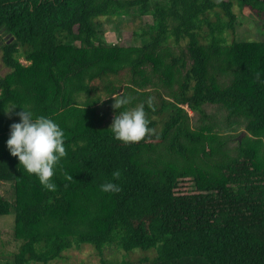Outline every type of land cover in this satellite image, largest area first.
Segmentation results:
<instances>
[{
  "label": "trees",
  "instance_id": "1",
  "mask_svg": "<svg viewBox=\"0 0 264 264\" xmlns=\"http://www.w3.org/2000/svg\"><path fill=\"white\" fill-rule=\"evenodd\" d=\"M234 7L261 16L264 0H0L11 264H49L83 244L154 252L136 264H264V41L233 38ZM121 16L151 18L140 45L100 39L99 17ZM120 95L154 129L139 142L109 129ZM18 106L64 130L55 191L6 147ZM109 181L121 190L103 192Z\"/></svg>",
  "mask_w": 264,
  "mask_h": 264
},
{
  "label": "clouds",
  "instance_id": "2",
  "mask_svg": "<svg viewBox=\"0 0 264 264\" xmlns=\"http://www.w3.org/2000/svg\"><path fill=\"white\" fill-rule=\"evenodd\" d=\"M129 98L120 95L114 99L113 107L117 109L110 125L114 139L125 144L136 143L151 135L154 129L149 127L143 105L125 108ZM17 106L9 105L5 113L11 112ZM19 122L10 125V135L6 141L10 155L16 157L23 171L34 175L39 183L48 191H55L53 177L60 161L66 157L65 133L60 125L45 115H34L30 106L20 107ZM122 109V110H121ZM66 180L73 176L65 175ZM103 192H119L120 186L111 181L100 185Z\"/></svg>",
  "mask_w": 264,
  "mask_h": 264
},
{
  "label": "rangeland",
  "instance_id": "3",
  "mask_svg": "<svg viewBox=\"0 0 264 264\" xmlns=\"http://www.w3.org/2000/svg\"><path fill=\"white\" fill-rule=\"evenodd\" d=\"M233 11L236 16L234 39L264 41V13L259 16L248 8L241 10L237 7H234ZM150 21L152 20L148 16H121L115 19L99 17L97 30L100 39L106 44L140 45L141 37L138 34L141 33L145 24ZM6 37L5 34H0V78L9 72L2 61V47ZM227 38L230 40L232 37L229 35ZM190 115H192L191 112ZM200 123V121H191L193 127ZM220 135L225 136V132L220 131ZM0 195L12 203L14 200L12 185L8 182H0ZM14 217L13 207L10 208L7 215L0 216V264H11L12 254L16 252L19 246V243L12 236ZM153 254L152 250L145 252L137 250L133 255H130L117 246L110 245L103 249L102 255H99L91 245L83 244L80 248L65 251L61 259L54 260L49 264H101V261L106 264H136L139 257L150 258Z\"/></svg>",
  "mask_w": 264,
  "mask_h": 264
}]
</instances>
